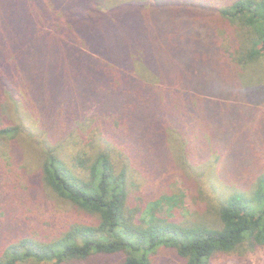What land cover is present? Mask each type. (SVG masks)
Listing matches in <instances>:
<instances>
[{
    "label": "trees",
    "instance_id": "obj_1",
    "mask_svg": "<svg viewBox=\"0 0 264 264\" xmlns=\"http://www.w3.org/2000/svg\"><path fill=\"white\" fill-rule=\"evenodd\" d=\"M2 162L0 264L263 249L264 0H0Z\"/></svg>",
    "mask_w": 264,
    "mask_h": 264
},
{
    "label": "rangeland",
    "instance_id": "obj_2",
    "mask_svg": "<svg viewBox=\"0 0 264 264\" xmlns=\"http://www.w3.org/2000/svg\"><path fill=\"white\" fill-rule=\"evenodd\" d=\"M209 6H212V5L209 4L206 7H209ZM203 8L205 7H201L199 5H196L195 8L193 9H187V7L186 8L184 7L183 10L187 14H184L185 16L182 18L185 20H188V18L190 20H196V19L199 20L201 18L199 17V15H206V16L208 15L207 17H212L215 15L214 13H212L210 9L206 11H198L199 9H203ZM169 67L170 66H168V69ZM93 110H94V107H91V109L86 111L87 115H90V116L93 115ZM206 122L208 125H214V122L212 121H206ZM0 165H1L0 166V186L2 187L4 183L8 182V180H5L4 178L5 174H3V172L5 170L9 172V168H8L7 163L5 162H2ZM185 181L186 183L188 182L187 184L192 182L191 179H187ZM177 184H178V188L181 190L180 192L185 193V198L182 201V204L184 205V209H183L184 211L183 210L182 211L184 212V214L194 213L195 212L194 211L195 201H196L194 197L195 195L197 196V194H190L189 188H187L188 186H185V182H184L182 174H180V176L177 177ZM198 202L201 206H204L203 204L204 200H201V197L198 199ZM48 204H51L52 207L48 208L49 210L48 212H46L45 216L50 219H53L56 217L59 221H63L67 219L73 220L75 217H77V212L74 211V209H72L70 205H65L64 203H61L57 200L54 201L53 199L49 200ZM207 205L209 204L207 203ZM235 256L234 255H222L216 260L214 264H264V248L260 249L256 253L250 254L248 257H245V258H240L239 256L237 257ZM158 258H162L160 261H158V264H181V262L178 259L170 256V252L167 253V251L165 250L160 253V256Z\"/></svg>",
    "mask_w": 264,
    "mask_h": 264
}]
</instances>
